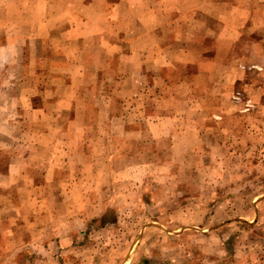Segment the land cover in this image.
Instances as JSON below:
<instances>
[{"label":"rangeland","instance_id":"obj_1","mask_svg":"<svg viewBox=\"0 0 264 264\" xmlns=\"http://www.w3.org/2000/svg\"><path fill=\"white\" fill-rule=\"evenodd\" d=\"M0 264H264V0H0Z\"/></svg>","mask_w":264,"mask_h":264}]
</instances>
